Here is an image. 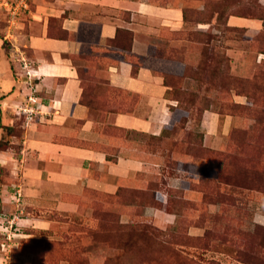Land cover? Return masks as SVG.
<instances>
[{"label":"rangeland","instance_id":"obj_1","mask_svg":"<svg viewBox=\"0 0 264 264\" xmlns=\"http://www.w3.org/2000/svg\"><path fill=\"white\" fill-rule=\"evenodd\" d=\"M33 1L0 0V25L5 16L9 23L21 17ZM148 1L165 9L161 16L171 22L176 16L167 13H180L179 26L149 24L152 31L141 40L147 47L140 52L170 88V106L177 102L188 121L161 146L148 147L158 152L153 161L160 166L147 174L142 190L119 189L114 197L85 191L70 211L32 212L22 204L16 180L0 169V264H264V60L257 62V54L264 55V34L226 24L228 15H257L256 0ZM117 16L127 18L123 12ZM51 28L63 35L58 24ZM91 89L100 92L103 85ZM255 91L260 98L250 99ZM23 104L14 109L22 122L16 113ZM204 112L215 118L214 129L202 128ZM1 128L3 150L15 152L18 135L8 144V128ZM14 191L20 194L16 205ZM148 209L173 220L154 223ZM136 227L148 228L153 238L129 233Z\"/></svg>","mask_w":264,"mask_h":264},{"label":"crops","instance_id":"obj_2","mask_svg":"<svg viewBox=\"0 0 264 264\" xmlns=\"http://www.w3.org/2000/svg\"><path fill=\"white\" fill-rule=\"evenodd\" d=\"M33 2L21 17L9 23L5 16V25H0V138L4 136L1 127H7L8 144L17 140L16 135L19 139L15 152L6 151L9 147L0 150V169L16 180L21 202L32 212L37 207L70 211L84 198L83 191L112 196L118 189L142 190L147 174L160 166L153 161L158 152L148 147L165 143L160 132L169 124L167 106L171 105L163 96L162 79L153 74L146 54L140 52L147 47L142 43L143 33L152 31L149 24L179 26L180 13H167L171 19L176 16L171 22L161 16L165 9L143 0ZM258 3L264 9V0ZM119 12L128 13V21L119 18ZM52 17L60 20L58 32H65L66 37L49 36ZM226 24L251 35L264 31L258 19L228 16ZM116 29L132 33L129 52L105 44ZM130 56L139 58V63ZM98 57L103 58L100 65L99 61L92 65ZM21 58L30 64L37 96L45 107L41 116L27 124L14 114L29 92ZM261 60L264 55L259 53L257 62ZM133 66L136 70L131 76ZM94 85L103 89L93 92ZM206 114L202 128L214 129L215 118ZM115 128L130 135H118ZM147 137L159 139L145 145ZM147 211L154 223L173 220L156 209Z\"/></svg>","mask_w":264,"mask_h":264},{"label":"trees","instance_id":"obj_3","mask_svg":"<svg viewBox=\"0 0 264 264\" xmlns=\"http://www.w3.org/2000/svg\"><path fill=\"white\" fill-rule=\"evenodd\" d=\"M146 2L148 3L149 1L147 0ZM255 5L258 7L259 12L257 13V15H254V16H252V18H249V19H258V20H261L262 25H263V28H264V9L258 3V0H256ZM217 9H218V11H215L216 15L217 16L218 15L221 16L222 9L221 8L220 9L217 8ZM123 14H126L127 15V18L125 20L128 21L129 14L126 13V12H124ZM182 16H183V14H182ZM59 23H60V20L59 19H49V21H48V27H49L48 28V34H49V36H51V37H54V36L57 37V36H59V35H53L52 32H55L56 30L53 29V28H51V25H57V24L59 25ZM50 28H51V31L52 30H55V31L50 32ZM62 33H63V35H61V36L62 37H66L65 32H62ZM261 33L264 34V31H261V32L257 33L256 35H259ZM257 40H259V38ZM131 42H132V33L130 31L124 30V29H116L113 39L105 40V43H109V46H115V47H117V48H119V49H121L122 51H125V52H129L130 51ZM130 60H132V57H130ZM133 62L138 63V61H133ZM135 70H136V67L133 66L132 69H131V73H130L131 76H134L135 75ZM162 83H163V86L165 88L167 87V89L165 90L164 95H163L164 98L166 100L173 101L172 98L168 97V92L170 91V88L165 84L164 80L162 81ZM257 93H258V91H255V94H256L255 97H254V95H252L250 97V99L251 98H260V96ZM82 95H84V92L82 93ZM132 99H135L134 96L132 97ZM235 105H239V104H235ZM167 109H168V111L170 113L169 124L167 126H165L161 130L160 136L163 135V136L166 137V140H169L168 139V136L169 135H172V136L173 135H177L178 132H179V129H180L181 125L182 126L185 125L189 118H188V113H185L184 111H182L177 106V102H176L175 106L168 105L167 106ZM201 114H202V112H201ZM113 131H115L114 133H117L118 135H120V133H128L125 130H120V129H116V128L113 129ZM122 136H126V135H122ZM148 138H150V137H148ZM150 139L152 141H157L159 138L158 139H155V138L151 137ZM166 140H165V142H166ZM172 142H175V140L172 139ZM3 146H6V143L4 144V142L0 140V150H3V148H5ZM83 192L85 193V191H83ZM91 192H93V191H91ZM95 193H97V192H95ZM116 193H117V191L115 192L114 195H112V197H114L116 195ZM129 233L134 234V236L137 237V238H140V237H143V238H153V236H152L153 233H151L148 230V228H146V227H143V228H141V227L131 228V229H129ZM172 254H174L173 251H172Z\"/></svg>","mask_w":264,"mask_h":264},{"label":"built area","instance_id":"obj_4","mask_svg":"<svg viewBox=\"0 0 264 264\" xmlns=\"http://www.w3.org/2000/svg\"><path fill=\"white\" fill-rule=\"evenodd\" d=\"M21 69L24 71L23 77L25 78L26 86L28 87V94L25 96V101L23 106L18 107L17 115H22L25 123H33L36 118L43 114L42 109L45 107L41 103V100L37 96L36 86L33 84V80L36 78L32 73L30 64L26 61L25 58L20 59ZM19 192L13 193L14 203L15 205L19 201ZM7 230L12 228V221L8 220Z\"/></svg>","mask_w":264,"mask_h":264},{"label":"clouds","instance_id":"obj_5","mask_svg":"<svg viewBox=\"0 0 264 264\" xmlns=\"http://www.w3.org/2000/svg\"><path fill=\"white\" fill-rule=\"evenodd\" d=\"M262 207H264V204H262Z\"/></svg>","mask_w":264,"mask_h":264}]
</instances>
